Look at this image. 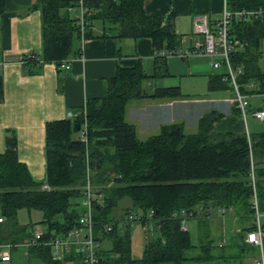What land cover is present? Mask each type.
I'll return each instance as SVG.
<instances>
[{
    "label": "trees",
    "instance_id": "16d2710c",
    "mask_svg": "<svg viewBox=\"0 0 264 264\" xmlns=\"http://www.w3.org/2000/svg\"><path fill=\"white\" fill-rule=\"evenodd\" d=\"M71 1L41 0L34 4L42 11L43 52L41 60L38 56L24 58L30 71L39 70L40 63L54 61L58 65L76 55L73 42L77 38L107 34L132 40L150 36L155 66L151 71L145 70L142 63L131 68L120 66L109 78L105 96L87 99L73 118L47 122L44 148L49 189L36 182L27 165L18 161L17 139L11 132L5 151L0 152V215L6 221L0 224V243L26 242L33 237L34 225L40 224L43 234L37 244L28 246L27 264H64L65 261L52 258V247L44 241L79 226L83 185L89 178L96 193L92 217L95 238L101 245L99 264H194L202 259L194 251L199 244L191 240L189 229L181 228L182 211L195 216L220 207L251 215V167L256 197L264 200V130L248 136L238 132L213 133L212 123L222 112L208 110L197 122V131H187L185 120L180 118L162 123L158 133L141 140L133 123L125 118L127 102L135 97L184 98L179 85L155 83L166 73L160 70L162 64L165 66V55L158 53L164 48L175 49L181 36L164 15L145 13L144 0H85L88 27L81 36L79 25L67 9ZM5 3L0 0V15L5 12ZM228 3L234 9L264 8V0ZM230 30L243 44L229 52L233 65L241 67L236 78L241 93H264V19L233 18ZM225 75L224 70L213 74L208 79L209 89L231 88ZM236 106L233 111L240 113ZM80 121V130L73 132V124ZM99 192L101 198L97 196ZM125 197L131 206L125 207L118 218L114 210ZM22 209L29 214L27 225L18 219ZM33 210L41 213V220L36 223L30 218ZM128 211L140 214L143 220L151 218L156 224L153 231L144 230L145 245L140 257L131 254L133 225L120 221ZM108 222H112L110 231L104 229ZM252 228L253 225L249 229ZM105 241L109 248L102 245ZM12 248L23 249L17 245ZM71 258L77 264H88L74 250L65 256Z\"/></svg>",
    "mask_w": 264,
    "mask_h": 264
},
{
    "label": "crops",
    "instance_id": "0c3cea01",
    "mask_svg": "<svg viewBox=\"0 0 264 264\" xmlns=\"http://www.w3.org/2000/svg\"><path fill=\"white\" fill-rule=\"evenodd\" d=\"M40 1L6 0L5 12L0 15V152L5 151L7 139L13 132L17 139L18 161L27 165L30 176L36 182L46 184L47 153L44 146L47 122L65 119L68 111L73 118L82 110L87 99L105 96L107 82L120 66L131 68L142 63L144 69L148 67L147 71H151L155 66V48L150 36L138 40L109 34L77 38L73 42L76 55L68 57L71 61L69 70H61L54 61H50L40 63L39 70L32 72L25 66L24 58L31 54L40 60L42 57V11L34 6ZM142 6L145 13L167 16L174 31L181 36L177 47L184 49L203 38L193 32L194 16L205 14L210 28L214 29L224 3L223 0H144ZM203 56L208 57L212 69L214 59L207 54L164 57L165 66L162 64L160 70L164 69L166 73L163 72V76L157 79H162V86H180L182 77L195 78L207 74V93H183L182 99L135 97L127 102L125 118L133 123L141 140L156 134L162 123L180 118L185 119L186 129L191 124L189 130L197 131V122L208 110L222 112V116L212 123L213 133H251L246 123L248 117L233 111L235 103L230 100L233 95L231 88L209 89L208 79L224 69L221 67L216 72L208 68L202 70L199 59ZM255 132L258 131L252 133ZM258 211L259 222L264 224V200L259 201ZM118 213L114 211L119 218L121 211ZM3 222H6L5 219L0 224ZM191 222L198 231L195 244L199 245L194 251L202 258L194 264H264V233L262 245L251 244L245 239L246 232L252 230L249 228L252 225L256 227L254 212L244 216L232 210L211 207L208 214L198 213L188 220L187 227ZM102 245L110 247L107 241ZM26 253L23 249L18 255L25 256L29 261ZM12 254L9 263L1 264H13ZM64 260V264H77L72 258Z\"/></svg>",
    "mask_w": 264,
    "mask_h": 264
},
{
    "label": "built area",
    "instance_id": "2783aa9c",
    "mask_svg": "<svg viewBox=\"0 0 264 264\" xmlns=\"http://www.w3.org/2000/svg\"><path fill=\"white\" fill-rule=\"evenodd\" d=\"M85 0H73L67 9L70 11L71 17L77 22L79 25V29L81 32V36L85 32V29L88 27V22L86 21L85 14L86 8L84 7ZM224 7L221 11L220 18L216 23L214 29H211L209 24V18L206 17L205 14L194 16V24L193 32L197 35H202V41L195 42L189 48L180 49L179 47H175V49H161L160 56L165 55L171 56L178 54L180 57H188L190 54H207L214 59L212 67L214 69H220L221 67L224 69L225 81L228 82L229 86H231L232 97L230 100L234 102L237 106V109L240 111V114L244 118L248 117V114H252L255 118L262 120L264 119V108L261 109H253L251 110L248 106L250 105L249 100H247V96L241 93L240 86L236 81L237 75L241 73V67L233 65L231 58H229V52L236 48L238 45H243L239 39L233 37L230 30V22L232 19H258L262 17L264 19V8L259 6L254 9H234L228 3V0H223ZM84 39V37H82ZM29 57H35L34 54L29 55ZM71 61L68 59H64L58 65L61 70L70 69ZM71 112H67V116L71 117ZM85 135V134H83ZM248 136V134H247ZM85 137V136H84ZM83 137V138H84ZM248 138V137H247ZM250 179L254 185L253 189V199L254 203H252L254 208V216H255V225L256 227L252 228L245 234V239L249 243H256V245H262L263 239L262 235L264 233V224L259 222L258 217H260V211H258L259 199L255 194V183H254V169L250 168ZM44 189H49V185L42 184ZM84 195L80 202L83 207L82 213L79 216V226L77 228H72L65 235L57 234L55 237L49 239L48 241H44V243L48 244L52 247L51 255L53 259H60L65 261V256L70 254L71 251L74 250L83 262H87L88 264H99V250H101V245L99 244V240L96 237L95 231V220L92 217V209L93 203L92 200L96 193L92 189L90 184V179L88 178L83 185ZM97 196L101 198L102 193H98ZM125 218L121 219V223L128 222L130 225H134L136 223L140 224L144 230H151L153 220L151 218L144 219L139 214H136L132 211H128L125 213ZM193 213L188 212L185 213L182 211V218L180 220L181 228L189 229L187 227V221L194 218ZM3 221V217L0 215V222ZM114 222V221H112ZM112 222H108L104 224V229L106 231H110L112 227ZM43 228L40 224H36L33 227V237L26 242L23 243H1L0 244V264L1 262L9 263L11 260V254L13 250V246L17 245L19 248H23L25 251L28 250V246L30 244L35 245L38 243V239L42 237ZM262 262V260H259ZM257 261L258 263H260Z\"/></svg>",
    "mask_w": 264,
    "mask_h": 264
},
{
    "label": "rangeland",
    "instance_id": "374dc122",
    "mask_svg": "<svg viewBox=\"0 0 264 264\" xmlns=\"http://www.w3.org/2000/svg\"><path fill=\"white\" fill-rule=\"evenodd\" d=\"M201 62H202V66L201 69H210L213 72H216L219 70L218 69H214L209 64V60L207 59L208 57H200ZM148 67L145 68V70H147ZM206 72V71H205ZM182 80H180V88L182 89V92L185 94H197V95H203L205 93L208 92V88L206 87V79H207V74L204 75H199L194 77H182ZM146 83V82H145ZM144 83V86H145ZM155 83L157 85H161L162 84V79H156ZM222 92L223 95H228L227 93ZM219 95V93L217 94ZM247 100H249L250 105L248 106L249 108L251 107V109H259V108H264V93L261 94H252V95H248L247 96ZM180 113H176V115L178 116ZM176 116V117H177ZM166 118L171 119V117H168L167 115H165ZM179 118V117H178ZM177 118V119H178ZM185 120V119H184ZM158 121V120H157ZM157 121H154L153 123H157ZM247 126L248 128H250L251 132L254 131H262L264 130V119L259 120L256 119L255 117H253L252 114H248V118L246 120ZM187 126V125H186ZM189 129L192 128L191 124L189 126H187ZM189 129H186L187 131H191ZM158 131V130H157ZM159 132V131H158ZM156 132V133H158ZM131 206V202L128 200L127 197H125L124 199H122L120 201L119 206L114 210L115 212L120 211L122 212V210L127 207V206ZM213 212L215 213V210H213ZM118 213V214H119ZM116 216V215H115ZM30 218L32 219V222L36 223L39 220H41V213L40 211L37 210H33L30 211ZM18 219L22 222V224L27 225L29 222V214L28 211L26 209H22L18 212ZM188 225V223H187ZM152 226L155 227L156 229V224L152 223ZM189 231L191 232L190 236H191V240L195 243L196 242V237H197V227H195L194 222H191V224H189ZM131 235H130V244H131V254L133 257H140L141 256V252L144 249V230L141 228V225L136 223L131 227ZM23 249H15V251H13V256H14V263L18 262L19 264H27L28 261L26 259V257L24 256H19L18 253L20 251H22Z\"/></svg>",
    "mask_w": 264,
    "mask_h": 264
},
{
    "label": "water",
    "instance_id": "95a60500",
    "mask_svg": "<svg viewBox=\"0 0 264 264\" xmlns=\"http://www.w3.org/2000/svg\"><path fill=\"white\" fill-rule=\"evenodd\" d=\"M167 20V16L165 17V21ZM261 109V108H259ZM82 125L81 121L80 122H75L72 126L73 132H77L80 130V126Z\"/></svg>",
    "mask_w": 264,
    "mask_h": 264
}]
</instances>
